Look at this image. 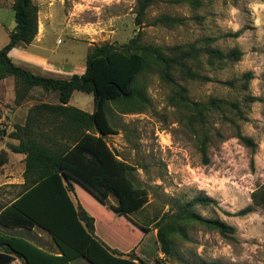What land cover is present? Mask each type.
<instances>
[{"label": "rangeland", "instance_id": "374dc122", "mask_svg": "<svg viewBox=\"0 0 264 264\" xmlns=\"http://www.w3.org/2000/svg\"><path fill=\"white\" fill-rule=\"evenodd\" d=\"M14 1L0 0V50L16 27ZM139 1L34 3L40 10L41 28L47 29L48 23L52 26L47 49L55 51L58 60L69 59L80 67L85 66L94 47L106 43L122 47L138 35L145 46L168 49L196 44L226 52L237 48L244 53L238 63L216 66L203 57L198 70L210 81L191 82L175 71L177 85H172L162 79L158 67L150 69L143 77L148 101L141 111L125 114L123 105L109 104V117L117 134L107 138L119 158L135 166L137 183L148 191L150 205L139 217L152 218L158 213L174 216L182 211V204L203 194L216 205L196 206L194 211L204 218L221 220L236 232L225 237L197 224H185L182 232L187 237L173 236L171 255L165 256L157 230L152 228L143 240L123 221L113 222L108 212L96 205L90 212L97 218V235L120 251L138 248L147 264H264V206L252 199L264 184V0H202L198 9L184 0H162L149 8L142 24L137 25ZM162 16L180 19L181 23L156 25ZM238 32H242L238 38L228 37ZM211 39L215 41H208ZM248 73L251 79L246 77ZM14 85L13 78L0 81V130L4 131L0 161L7 158L0 170V206L19 195L24 181V156L12 153L7 145L14 142L9 139L14 128L9 120L18 114ZM178 86L187 88L193 102L208 103L217 98L235 103L238 109L224 104L222 111L213 110L206 116L205 124L196 122L193 112L178 99ZM254 98L259 100L252 101ZM48 101L59 103L58 93H52ZM71 103L86 112L94 108L93 95L83 92H75ZM19 112L16 116L24 117L23 110ZM239 132L251 138L254 147L244 144L237 137ZM206 138L204 156L200 143ZM249 206L254 209L252 213L237 215ZM12 233L29 235L25 230ZM74 264L90 263L80 258Z\"/></svg>", "mask_w": 264, "mask_h": 264}, {"label": "trees", "instance_id": "16d2710c", "mask_svg": "<svg viewBox=\"0 0 264 264\" xmlns=\"http://www.w3.org/2000/svg\"><path fill=\"white\" fill-rule=\"evenodd\" d=\"M160 2L162 0H140L137 25L142 24L149 8ZM185 2L195 9L202 5V0ZM12 9L16 27L9 33V42L0 50V81L14 79L17 110L31 102L34 104L27 108L26 117L13 116L9 120L14 126L9 139L14 142L7 145L12 153L24 156L25 169L22 191L9 204L0 206V264H12L16 258L23 264H71L80 258L90 264H147L138 257L137 248L128 253L120 252L98 237L97 218L90 212V207L96 205L106 210L113 222L123 221L143 236V240L152 228L157 230L156 237L165 256L171 255L173 236L187 237L182 232L185 224H197L225 237L235 234L233 226L204 218L194 211L196 206L216 205L215 200L203 194L182 204V211L174 216L158 213L152 218L139 217L150 205L148 191L137 183L135 166L120 159L107 138L117 134L109 117V104L123 105L125 114L141 111L148 101L143 77L150 69L158 67L162 70V79L172 85H177L175 71L191 82L210 81L198 70L203 57L209 65L216 66L238 63L244 53L237 48L226 52L196 44L168 49L145 46L138 35L122 47L109 43L94 47L86 59L83 75L69 79L46 77L15 64L10 57L13 49L27 48L36 40L39 7L34 0H15ZM178 23L180 19L162 16L156 25ZM241 33L228 37L238 38ZM246 77L251 79L252 74ZM178 87V99L193 112L196 122L205 124L206 116L213 110L222 111L224 104L238 109L235 103L217 98L208 103L193 102L187 88ZM75 92L93 95L92 113L70 104ZM52 93H58L59 103L48 101ZM35 94H39L37 98ZM3 134L0 130V137ZM237 137L254 147L253 140L241 132ZM207 139L200 143L204 156H207ZM6 162L7 158L0 161V170ZM252 199L256 205L264 206V184L252 194ZM253 210L249 206L237 215L245 216ZM5 229H36L46 233L58 253L43 249L28 237L9 234Z\"/></svg>", "mask_w": 264, "mask_h": 264}, {"label": "crops", "instance_id": "0c3cea01", "mask_svg": "<svg viewBox=\"0 0 264 264\" xmlns=\"http://www.w3.org/2000/svg\"><path fill=\"white\" fill-rule=\"evenodd\" d=\"M51 28L52 26L50 27L49 23H48L47 29L45 28L44 30L41 28V25H39V35L37 36L36 40L31 45H29L27 48H24V49L15 48L10 52V57L12 58L13 62L19 66H22L32 71L33 73L37 75L46 76V77L69 79L73 75H83L86 72V64L85 66L80 67V66H77L76 63L71 62L69 59H65V60L59 59L58 60L56 57H54V55L56 54L55 51L50 52L47 49L46 47V45L48 44L47 38L50 34ZM6 33L8 34L7 31ZM70 104L73 105L72 103ZM26 109H27L26 107L22 109L24 117H26L27 115ZM19 111L21 110L19 109L18 114L16 113L15 116L19 115L20 113ZM92 112L93 111H90L89 113H92ZM23 183L24 181L22 182V184ZM22 230L23 229H20V230L5 229L4 231H6L9 234L16 235L12 233V231H22ZM27 233L29 234L28 235V238H30L29 240L33 241L38 246L42 247L43 249L47 251L58 253L56 247L54 246L52 238L48 234L44 233L48 237H50L51 241L47 238L44 239L43 234L41 233V231L39 233V230L35 229L33 231H27ZM96 234H97V231H96ZM112 249H116V248H112ZM133 249L134 248L128 251H125V252L120 251L119 249L117 250H119L120 252L128 253L132 251ZM137 250L138 248L136 249V253L138 257L142 259V257L139 255ZM75 261L71 262V264H74Z\"/></svg>", "mask_w": 264, "mask_h": 264}, {"label": "built area", "instance_id": "2783aa9c", "mask_svg": "<svg viewBox=\"0 0 264 264\" xmlns=\"http://www.w3.org/2000/svg\"><path fill=\"white\" fill-rule=\"evenodd\" d=\"M12 264H23V262L19 259V258H16Z\"/></svg>", "mask_w": 264, "mask_h": 264}]
</instances>
